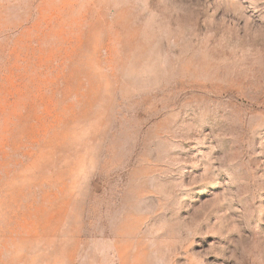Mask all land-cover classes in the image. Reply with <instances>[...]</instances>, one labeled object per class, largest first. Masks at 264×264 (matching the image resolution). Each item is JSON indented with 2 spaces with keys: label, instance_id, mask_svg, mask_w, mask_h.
Returning <instances> with one entry per match:
<instances>
[{
  "label": "rangeland",
  "instance_id": "1",
  "mask_svg": "<svg viewBox=\"0 0 264 264\" xmlns=\"http://www.w3.org/2000/svg\"><path fill=\"white\" fill-rule=\"evenodd\" d=\"M0 264H264V0H0Z\"/></svg>",
  "mask_w": 264,
  "mask_h": 264
}]
</instances>
